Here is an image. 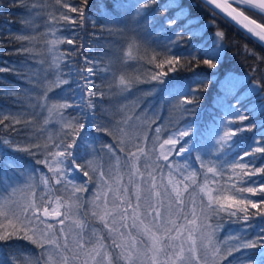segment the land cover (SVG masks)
Returning a JSON list of instances; mask_svg holds the SVG:
<instances>
[{"label":"snow or ice","instance_id":"6c2138e0","mask_svg":"<svg viewBox=\"0 0 264 264\" xmlns=\"http://www.w3.org/2000/svg\"><path fill=\"white\" fill-rule=\"evenodd\" d=\"M88 2L80 0L79 6H73L71 0H55V4L60 5L57 9L60 14L48 13L45 21L48 31L42 34L55 79L45 77L43 83L37 81L39 98L34 107L47 111L48 116L43 120L45 126L55 115L61 129L67 131L62 136L45 137L46 128L38 130L35 140L44 139V143L30 139L21 145L0 139V144L16 152L29 153L35 157V164L47 169L46 172L39 168L20 171L14 159L0 156V241H28L39 249L35 253L17 248L11 256V264H233V260H238L239 264H264V228L252 238L229 234L226 240L219 241L216 237L225 217L229 220L234 217L233 223L243 222L244 230L250 227L248 221L253 216L264 218V179H253L264 178V163L257 165L258 160L264 161V133L254 136L246 150L237 151L230 160H221L225 150L231 151L237 146L236 138L240 134L256 128L255 124L244 123L250 120V115L247 110L240 111L238 99L235 104L224 106V115L216 124L215 160H206L201 154L195 143L196 129L191 124L163 130L165 138L161 140L160 126L154 129V135L148 136L146 130L136 127L135 120L140 117L124 114L119 120L102 117L103 122L94 125L93 145L99 140L100 148L93 146L91 151L81 153L86 122H82L83 117H66L63 110L72 107L67 98L60 96L63 103H52L48 93L68 84L60 71V63L67 53H60L57 46L74 43L71 38L58 36L56 25L61 20L82 25ZM17 6L28 7L23 0ZM46 6V0L31 5L33 10ZM127 7H132L137 16L146 15L149 10L160 14L173 12L164 21L168 28L186 21L163 46L160 62L156 64L161 71L151 77L161 83L169 72L218 67L226 40L222 30L214 33L210 51L200 50L202 55L195 50L177 51L185 32L191 41L199 31L193 28L201 22L192 17V8L207 11L211 18L209 27H215L220 17L264 47V23H257L246 15L254 13L264 17V0H200L188 5L184 0H165L162 5L158 0H136L134 5L114 0L112 15L119 17ZM64 8L68 12L61 10ZM69 13L77 15L73 18ZM49 36L52 39H47ZM35 39L28 35L15 37L16 41L27 44ZM18 51L32 53L33 49L21 43ZM244 53L256 56L246 45ZM131 58L129 50L123 59ZM256 58L264 62V57ZM151 59L154 61L157 56ZM86 65L81 70V78L87 97L82 95L77 106L82 112L88 109L94 114L97 103L93 98L99 97L103 102L105 92L92 79L97 74L94 63L86 59ZM5 71L9 69L0 67V72ZM113 80L121 92H128L132 87L124 75L117 78L113 74ZM194 83L203 85L205 82ZM243 84L250 95L264 101V73L249 76ZM187 89V93L176 94L182 97V104L196 106L200 88L189 84ZM257 107L264 111V102L251 111H256ZM25 115L0 112V125L11 119L13 124L24 122L30 126L31 121L22 120ZM92 118L95 119V115ZM260 127L264 128V124ZM105 156L108 158L106 166L101 164ZM177 157L184 163H178ZM188 160L192 163L188 164ZM196 164L199 168L194 166ZM225 173H230L228 182L220 184L217 177L223 179ZM90 183L96 191L85 200L80 194L88 191ZM253 209L256 211H250ZM212 218H218L215 226L208 223ZM236 253L239 257L234 255Z\"/></svg>","mask_w":264,"mask_h":264},{"label":"trees","instance_id":"16d2710c","mask_svg":"<svg viewBox=\"0 0 264 264\" xmlns=\"http://www.w3.org/2000/svg\"><path fill=\"white\" fill-rule=\"evenodd\" d=\"M22 0H0V67H7L9 71L0 72V112L4 114L26 113L22 118L24 121H31V125L24 122L13 124L11 119L5 120L4 125H0V139H8L27 144L30 139L26 138L32 134L36 137L38 130L46 128V135L62 136L64 131L54 122L58 119L53 115L51 122L45 126L42 124L44 118L48 116L47 111L41 112L39 108L34 107L39 98V89L37 81L44 82L55 79L54 70L50 68L51 56L47 52L45 37L43 33L48 31V25L45 21L48 19V13H54L59 16L60 5L55 4V0H46V8H37L33 10L32 3H45V0H23L28 7L17 6ZM129 5H134L136 0H125ZM200 0H184L186 5L199 3ZM73 6H79L80 0H71ZM114 0H89L85 9L86 19L83 24H72L71 22L60 21L56 25V34L62 39L71 38L74 40L72 45L65 43L57 47L60 53H67L60 63L62 78L68 81V84L61 85L60 88H53L48 93L52 103H63L59 97L67 98V103L72 107L63 110L66 117H83L82 122H86V128L82 135L81 153L85 150L91 151L94 146L99 149L101 142L96 140L95 124L101 123L104 119L120 118L119 109L127 113L126 115L139 114L145 122L146 134L150 136L154 129L160 126L162 133L160 139L165 138L163 130H173L177 126L184 127L191 124L196 129L195 143L201 149V154L206 160H215L217 149L214 147L216 139V124L224 115V106L228 103L235 104L237 99L240 103L237 107L240 111H248L250 120L245 124H255L256 128L251 132H244L236 139L239 141L237 146L231 151H224L221 160H230L237 151L246 150L254 136L264 133V111L258 107L256 111L251 109L264 101L258 100L254 95H250L244 87L243 81L249 76H259L264 73V62L257 60L256 56L264 57V47L248 38L243 32L239 31L233 24L217 17L216 26L209 27L210 17L206 10L202 8H192V17L198 18L201 23L194 24V29H199L196 35L189 41L187 32L183 39L180 49L177 51L203 53L200 50H211L214 42V33L222 30L226 33L225 47L220 52V61L217 69H209L202 66L192 71L169 72L163 78V83L152 80V75L161 71L156 67L160 62L163 46L168 42L177 30L182 28L186 21H179L173 28L164 25L167 17L173 15V12L160 14L154 10H149L146 15H136L132 7L122 9L119 17L112 15L111 5ZM159 4H164L165 0H158ZM68 12L67 8L61 9ZM73 18L76 13H69ZM119 20V23L116 20ZM201 24L203 27H201ZM147 29L151 34V40L154 46L146 48L142 38V30ZM18 35L34 36L36 39L32 44L27 42L16 41ZM47 39H52L51 36ZM142 45L137 55H132L131 59H123L124 49L133 45V43ZM21 43L33 49L32 53L18 51ZM254 51L256 56L246 55L244 46ZM156 55L157 59L151 58ZM166 58V57H165ZM86 59L94 63L97 74L92 77L95 84L105 92L103 102L99 97L93 98L97 103V108L93 114L90 110L85 109L83 112L77 106L81 102V96L87 97L86 91L82 85L84 81L81 78V70L86 65ZM254 69L256 71L254 72ZM167 70V66L163 69ZM46 73V76L44 74ZM113 74L118 78L124 75L132 83L128 92H121L113 80ZM231 75V76H230ZM238 79L240 81L233 87L227 85L223 78ZM29 80L31 83H29ZM204 81L203 85L199 82ZM198 86L200 91L197 96V104L184 105L181 103L182 97L176 93H187V85ZM247 91V92H246ZM241 92L248 93L247 95ZM114 106H118L117 110ZM40 113V115H36ZM95 115V119H93ZM21 119V117H17ZM146 118V119H145ZM155 121V123H152ZM35 140V138L33 139ZM110 140V138H108ZM38 143H44V139L35 140ZM103 155V154H101ZM0 156L5 159H14L20 165V171L39 168L47 171L43 165L35 164V157L23 151H13L6 145L0 144ZM108 160V158H107ZM178 163H184L181 158L177 157ZM188 164L192 161L188 160ZM264 161H257V165ZM199 168V165H194ZM91 175V173H90ZM230 173H225L224 178L217 177L220 184L228 182ZM84 179H87L86 177ZM237 179V177H233ZM246 179V178H245ZM253 179H264L254 177ZM251 186V185H249ZM95 186L88 185V191L81 193L85 200H88L93 193ZM226 195L229 193H225ZM195 195V193L193 194ZM246 196L251 194L245 193ZM257 199V197H252ZM198 199V197H197ZM255 212L256 210H250ZM223 215V214H221ZM231 220L224 218L222 226L216 232L219 241L227 239L229 234L246 235L249 238L255 237L261 228H264V218L253 216L244 230L243 222L233 223ZM218 218H212L208 223L215 226ZM17 248L25 250L39 249L31 245L28 241H0V264H11V256ZM254 251V250H248ZM239 257V253L234 254ZM229 259H232L229 257ZM233 264H239L238 260H233Z\"/></svg>","mask_w":264,"mask_h":264},{"label":"rangeland","instance_id":"374dc122","mask_svg":"<svg viewBox=\"0 0 264 264\" xmlns=\"http://www.w3.org/2000/svg\"><path fill=\"white\" fill-rule=\"evenodd\" d=\"M247 14V13H246ZM250 17V16H249ZM251 19H252V17H251ZM143 34H142V38H143V41H144V46L146 47V48H150V47H152V46H154V41H152L150 38L152 37L151 36V34H150V32L147 30V29H145V30H142L141 31ZM141 47H142V45L141 44H139V43H133V45H131V46H129L128 48H126V49H124V52H122L123 54H125V53H127L129 50H131L132 51V55H137L138 54V51L139 50H141ZM44 76H46V73L44 74ZM231 76V75H230ZM230 76H227L226 78H223V80L225 81V83L227 84V85H232L233 86V84L234 85H236V84H238L240 81H238V79H234V77L232 78V83H229V77ZM247 92V91H246ZM246 92H241L242 94H244V95H247L248 93H246ZM117 110L119 109V107L118 106H114ZM119 115L121 116V114H124V115H126L127 113H125V111L124 110H122V109H119ZM139 117L140 115L139 114H136V115H134L133 117ZM119 119H121V117L120 118H116V119H114V120H119ZM56 120L57 119H54V122L57 124V125H59L60 126V124H58L57 122H56ZM42 124H43V122H42ZM135 124H136V127L138 128V129H141L142 131H144L145 130V122H144V120L142 119V118H140L139 120H135ZM61 127V126H60ZM145 134H146V131H145ZM26 135H28V137H26V138H28V139H34L35 138V136L33 135V133L32 134H26ZM44 135H46V131H45V133H44ZM152 135H154V133L153 134H151L150 136H152ZM165 136V135H164ZM107 163H108V160H107V157L105 156L104 158H103V160H101V164H103V165H107ZM94 191H96V188H94V190H93V192Z\"/></svg>","mask_w":264,"mask_h":264},{"label":"flooded vegetation","instance_id":"af4514ba","mask_svg":"<svg viewBox=\"0 0 264 264\" xmlns=\"http://www.w3.org/2000/svg\"><path fill=\"white\" fill-rule=\"evenodd\" d=\"M249 16H251L252 18H254L255 20L261 22V23H264V17L262 16H258V15H255L254 13H247Z\"/></svg>","mask_w":264,"mask_h":264},{"label":"water","instance_id":"95a60500","mask_svg":"<svg viewBox=\"0 0 264 264\" xmlns=\"http://www.w3.org/2000/svg\"><path fill=\"white\" fill-rule=\"evenodd\" d=\"M230 2H231V0H230ZM246 15H248V14H246ZM249 18L251 19V16H250ZM252 19H254V18H252ZM256 21H257V20H256ZM257 23H261V22L257 21Z\"/></svg>","mask_w":264,"mask_h":264}]
</instances>
